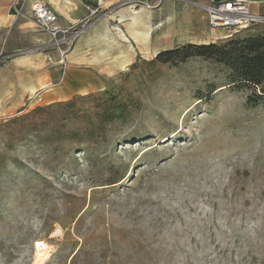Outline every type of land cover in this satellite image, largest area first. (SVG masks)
Returning <instances> with one entry per match:
<instances>
[{"label": "rangeland", "instance_id": "obj_1", "mask_svg": "<svg viewBox=\"0 0 264 264\" xmlns=\"http://www.w3.org/2000/svg\"><path fill=\"white\" fill-rule=\"evenodd\" d=\"M134 4L85 18L65 63L0 28V264H34L37 240L43 264H264V98L193 47L264 23L226 37L189 0ZM102 19L97 84L57 98Z\"/></svg>", "mask_w": 264, "mask_h": 264}, {"label": "crops", "instance_id": "obj_2", "mask_svg": "<svg viewBox=\"0 0 264 264\" xmlns=\"http://www.w3.org/2000/svg\"><path fill=\"white\" fill-rule=\"evenodd\" d=\"M48 3L58 15L60 23L64 25L71 24L88 18L90 16L89 6L99 7L101 12L106 15H113L114 17L124 16L133 11L134 14L139 13L138 10H131L135 8L134 2L136 0H43ZM250 8L253 12L264 14V0H248ZM12 0H0V28L6 26L4 22H13L10 15L9 6ZM122 2H125L122 4ZM105 19L96 21L90 26L83 36L77 41L74 49L68 54L67 60L69 62V72L66 82L61 86L57 92V98L66 97L76 93L78 89H87L97 84L100 78L97 71L99 67L106 64L108 59L107 54L101 48L104 39L102 35V27L105 25ZM32 22V21H31ZM26 21L19 20L16 22L15 27H11L6 32V38L1 42V48L4 51H16L21 46H24L23 40L20 45H14V39L18 35L27 34L26 40L29 42L36 41H50V36L46 32L38 29L35 25L27 26ZM13 25V24H10ZM101 48V49H100ZM83 65L97 66V67H80ZM88 68V69H87Z\"/></svg>", "mask_w": 264, "mask_h": 264}, {"label": "built area", "instance_id": "obj_3", "mask_svg": "<svg viewBox=\"0 0 264 264\" xmlns=\"http://www.w3.org/2000/svg\"><path fill=\"white\" fill-rule=\"evenodd\" d=\"M189 1L201 6L207 14L210 28L225 32L226 37H232L256 23H264V14L253 12L248 0ZM88 8L90 15L99 12V7L89 6ZM9 10L13 22L30 19L38 29L48 33L52 45L58 48L63 56L61 58L64 60L62 63H65V56L79 38L85 26L84 19L68 25L60 23L55 10L43 0H12Z\"/></svg>", "mask_w": 264, "mask_h": 264}, {"label": "trees", "instance_id": "obj_4", "mask_svg": "<svg viewBox=\"0 0 264 264\" xmlns=\"http://www.w3.org/2000/svg\"><path fill=\"white\" fill-rule=\"evenodd\" d=\"M193 47L197 54L213 55L226 62L238 78L237 82L259 87L261 93L256 95L264 98V36L231 40L223 46L210 43Z\"/></svg>", "mask_w": 264, "mask_h": 264}, {"label": "bare ground", "instance_id": "obj_5", "mask_svg": "<svg viewBox=\"0 0 264 264\" xmlns=\"http://www.w3.org/2000/svg\"><path fill=\"white\" fill-rule=\"evenodd\" d=\"M135 20V17H134ZM124 20L121 18L120 22H123ZM119 22V21H118ZM221 37V36H220ZM219 39V37H218ZM158 52L155 53L157 55ZM61 61H64L61 59ZM49 246L46 244V242L42 240H37L36 243V257H35V263L34 264H43L45 262V259L48 257L49 254Z\"/></svg>", "mask_w": 264, "mask_h": 264}]
</instances>
